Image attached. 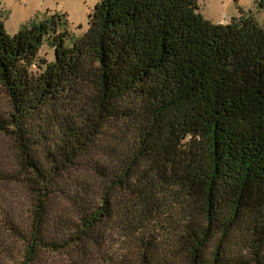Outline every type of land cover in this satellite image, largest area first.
Segmentation results:
<instances>
[{"label": "trees", "instance_id": "trees-1", "mask_svg": "<svg viewBox=\"0 0 264 264\" xmlns=\"http://www.w3.org/2000/svg\"><path fill=\"white\" fill-rule=\"evenodd\" d=\"M90 17L67 46L57 14L0 16V264H264V26L197 0Z\"/></svg>", "mask_w": 264, "mask_h": 264}, {"label": "rangeland", "instance_id": "rangeland-1", "mask_svg": "<svg viewBox=\"0 0 264 264\" xmlns=\"http://www.w3.org/2000/svg\"><path fill=\"white\" fill-rule=\"evenodd\" d=\"M102 0H0V16L9 34L14 35L20 29L33 23L51 19L56 14L61 31L67 32L66 45L73 46L89 29L90 14ZM260 0H197L202 15L215 22L230 21L239 16L243 10L251 14L260 25L264 26V8L259 5ZM55 60V46L46 37L41 46L37 62L42 59ZM37 70L36 68H34ZM4 95L0 89V101L4 102ZM6 145V142H5ZM0 188H3L0 186ZM15 200L20 198L21 206L18 211L25 214L30 208V197L22 185L14 187Z\"/></svg>", "mask_w": 264, "mask_h": 264}, {"label": "built area", "instance_id": "built-area-1", "mask_svg": "<svg viewBox=\"0 0 264 264\" xmlns=\"http://www.w3.org/2000/svg\"><path fill=\"white\" fill-rule=\"evenodd\" d=\"M228 21H222V23H227Z\"/></svg>", "mask_w": 264, "mask_h": 264}]
</instances>
